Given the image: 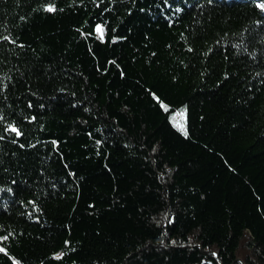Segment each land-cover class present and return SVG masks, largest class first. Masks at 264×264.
<instances>
[{"label": "trees", "instance_id": "16d2710c", "mask_svg": "<svg viewBox=\"0 0 264 264\" xmlns=\"http://www.w3.org/2000/svg\"><path fill=\"white\" fill-rule=\"evenodd\" d=\"M0 249L264 264V0H0Z\"/></svg>", "mask_w": 264, "mask_h": 264}, {"label": "snow or ice", "instance_id": "6c2138e0", "mask_svg": "<svg viewBox=\"0 0 264 264\" xmlns=\"http://www.w3.org/2000/svg\"><path fill=\"white\" fill-rule=\"evenodd\" d=\"M46 10L49 11V12L55 11V9L53 7H48ZM97 32L100 34V36L102 38V36H103V29L100 26L97 27ZM12 131L17 132V129L12 128ZM17 134L19 135L18 132H17ZM184 134L187 135L186 130L184 131ZM4 239H7V237H5ZM0 251H3V249H0Z\"/></svg>", "mask_w": 264, "mask_h": 264}]
</instances>
